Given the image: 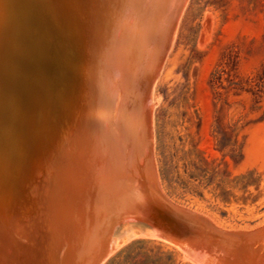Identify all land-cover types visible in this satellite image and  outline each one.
<instances>
[{
    "label": "water",
    "instance_id": "water-1",
    "mask_svg": "<svg viewBox=\"0 0 264 264\" xmlns=\"http://www.w3.org/2000/svg\"><path fill=\"white\" fill-rule=\"evenodd\" d=\"M190 0H0V264H102L139 221L194 264L225 232L162 196L149 100Z\"/></svg>",
    "mask_w": 264,
    "mask_h": 264
},
{
    "label": "rangeland",
    "instance_id": "rangeland-1",
    "mask_svg": "<svg viewBox=\"0 0 264 264\" xmlns=\"http://www.w3.org/2000/svg\"><path fill=\"white\" fill-rule=\"evenodd\" d=\"M153 93L151 150L162 196L216 229L252 231L247 237L262 248L264 0H190ZM142 223L114 228L127 239L102 264H129L126 248L138 241L136 259L170 254L169 264H194L178 246L143 235ZM246 240L235 264H264V247L248 240L250 252Z\"/></svg>",
    "mask_w": 264,
    "mask_h": 264
},
{
    "label": "trees",
    "instance_id": "trees-1",
    "mask_svg": "<svg viewBox=\"0 0 264 264\" xmlns=\"http://www.w3.org/2000/svg\"><path fill=\"white\" fill-rule=\"evenodd\" d=\"M161 177H162L163 182H165L168 188L173 187L172 179L164 173V170H161ZM138 243L140 242L138 241V242L132 243L126 248L127 253L125 255H126V258L130 262L129 264H169V262H171L170 254L165 257L159 256L158 258H155V259L149 258L146 256H143L141 259H136V256L133 255V252H134L135 245ZM125 262H127L126 264H128V261H125ZM112 264H120V261L119 260L114 261Z\"/></svg>",
    "mask_w": 264,
    "mask_h": 264
},
{
    "label": "bare ground",
    "instance_id": "bare-ground-1",
    "mask_svg": "<svg viewBox=\"0 0 264 264\" xmlns=\"http://www.w3.org/2000/svg\"><path fill=\"white\" fill-rule=\"evenodd\" d=\"M153 95H154V93H153ZM151 96H152V95H151ZM155 97H156V96H155ZM150 102L152 103V100H150ZM155 102H156V101H155ZM151 103H149V106H151V108H152V104H151ZM153 103H154V102H153ZM150 104H151V105H150ZM154 104H155V103H154ZM154 104H153V106H154ZM151 119H152V118H151ZM151 123H152V122H151ZM152 137H153V136H152ZM151 140H152V139H151ZM151 144H152V141H151ZM152 151H153V150H152ZM155 172H156V171H155ZM155 176H156V175H155ZM156 179H157V176H156ZM157 185H158V184H157ZM158 187H159V185H158ZM159 188H160V187H159ZM160 190H161V189H160ZM161 191H162V190H161ZM161 193H162L163 195H165V194L163 193V191H162ZM165 196H166V195H165ZM165 196H164V197H165ZM165 198H166V197H165ZM167 200H168V199H167ZM170 202H171V201H170ZM172 204H173V203H172ZM174 205H175V204H174ZM183 209H184V208H183ZM195 213H196V212H195ZM136 222H137V221H136ZM136 222H135V221H132L131 223H132V224H134V223H135V224H139V223H140L139 221H138L139 223H138V222L136 223ZM122 224H123V223H122ZM142 224L144 225V223H142ZM211 224H212V223H211ZM212 225H213V224H212ZM147 226H149V227L146 228V229H144L145 232H143V235L152 231V226H150V225H148V224H147ZM213 226L215 227V225H213ZM263 226H264V225H263ZM119 227H120V226H119ZM125 227L127 228V226H125ZM131 227H132V226H131ZM143 227H144V226H143ZM216 227H217V226H216ZM116 228H117V227H116ZM116 228H115V229H116ZM262 228L264 229V227H262ZM218 229L220 230V228H218ZM223 229H224V228H223ZM259 229L261 230L260 227H259ZM259 229H256V230H257V231H260ZM114 231H115V230H114ZM115 232H116V231H115ZM230 232H231V231H230ZM232 232H237V231H232ZM250 232H252V231H250ZM254 232H255V231H254ZM261 232H264V231H261ZM259 233H260V232H259ZM250 234H251V233H250ZM253 234L256 235V233H253ZM261 234H262V233H261ZM261 234H260V235H261ZM248 235H249V234H248ZM257 235H258V234H257ZM260 235H258V236H260ZM262 235H263V234H262ZM114 236H115V235L113 234V237H114ZM146 236H151V235H146ZM251 236H252V235H251ZM253 236H254V235H253ZM248 237H249V236H248ZM248 237H246V238H248ZM254 237H255V239H256V236H254ZM261 237H262V236H260V239H262V238L264 237V235H263L262 238H261ZM257 239H258V237H257ZM257 239H256V240H257ZM245 240H246V239H245ZM248 240H250V238H248ZM248 240H246V242H247ZM251 240H253V238H252ZM251 240H250V241H251ZM250 241H248V243H246V244H247V247H248V246L251 247V250H248V249H250L249 247H248V249H247L248 251L251 252V251L253 250V248H254V246H252V245L255 244V243H254V241H251V243L253 242L252 245H251V243H249ZM261 241H262V240H261ZM255 242H256V241H255ZM257 242H258V241H257ZM244 243H245V242H244ZM258 243L260 244V242H258ZM258 243H257V244H258ZM261 243H263V242H261ZM121 244H122V243H121ZM121 244H120V245H121ZM246 244H245V245H246ZM248 244H250V245H248ZM257 244H255V245L258 246V247H257V248H254V249H257V250H258V248L262 249V248L264 247V244H262V245H263L262 248H261V246L259 247V245H257ZM120 245H119V246H120ZM119 246H118V247H119ZM118 247H117V248H118ZM242 247H243V246H242ZM244 247H245V246H244ZM117 248H116V249H117ZM243 249H244V248H243ZM243 249H242V251H243ZM260 249H259V252H260ZM247 250H246V248H245L244 251L246 252ZM262 250H263V249H262ZM242 251H241V252H242ZM254 251H255V250H254ZM254 251H253V252H254ZM245 252H244V253H245ZM253 252H252V254H255V252H254V253H253ZM256 252H257V251H256ZM263 252H264V250H263ZM111 253H113V251H112ZM246 253H247L246 255H248L249 252H246ZM249 254H251V253H249ZM252 254H251V255H252ZM251 255H249V256H251ZM255 255H256V254H255ZM255 255H253V257H254ZM257 255H259V253H258ZM260 255H261V254H260ZM262 255H264V254L262 253ZM262 255H261V256H262ZM238 256L240 257V255H238ZM108 257H109V256H108ZM246 257H248V256H246ZM246 257H245V255H244V257H242L243 260H244V258H246ZM257 257H258V256H257ZM259 257H260V256H259ZM259 257H258V258H259ZM263 257H264V256H262L261 258H263ZM251 258H252V256H251ZM261 258H260V259H261ZM239 259H240V258H239ZM253 259H255V258H253ZM237 260H238V258H237ZM245 260H246V259H245ZM245 260H244V261H245ZM259 261H260V260H259ZM259 261H256V262H257L256 264H258ZM261 261H263V260H261ZM237 262H238V261H237ZM238 263H239V262H238ZM238 263H237V264H238ZM253 263H254V262H253ZM259 263H260V262H259ZM240 264H241V262H240ZM242 264H244V263L242 262ZM247 264H248V263H247ZM254 264H255V263H254Z\"/></svg>",
    "mask_w": 264,
    "mask_h": 264
}]
</instances>
